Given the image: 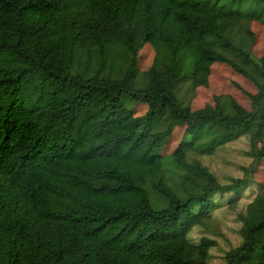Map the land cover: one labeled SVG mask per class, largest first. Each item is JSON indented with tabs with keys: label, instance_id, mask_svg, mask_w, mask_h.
<instances>
[{
	"label": "trees",
	"instance_id": "obj_1",
	"mask_svg": "<svg viewBox=\"0 0 264 264\" xmlns=\"http://www.w3.org/2000/svg\"><path fill=\"white\" fill-rule=\"evenodd\" d=\"M229 2L0 0V264H264V211L246 209L264 197V52L228 36L255 46L264 0ZM113 44L123 78L72 74L78 48L103 69ZM148 44L172 62L137 90ZM215 65L249 107L187 102Z\"/></svg>",
	"mask_w": 264,
	"mask_h": 264
},
{
	"label": "rangeland",
	"instance_id": "obj_2",
	"mask_svg": "<svg viewBox=\"0 0 264 264\" xmlns=\"http://www.w3.org/2000/svg\"><path fill=\"white\" fill-rule=\"evenodd\" d=\"M221 3H226L235 7L230 0H212ZM253 31L256 33L258 41L255 46L251 45V40L245 33V29H240L228 36L235 40L238 44L243 45L246 49L252 50L254 55L260 56L264 52V28L260 25H253ZM242 39V41H241ZM243 42V43H242ZM107 60L105 67L101 69L100 49L94 47L88 55L83 48H78L75 57V64L72 69V74H83L86 78H92L99 73L103 79L119 80L123 78L125 72L130 65L129 53L119 45H108L106 47ZM172 62V55L165 44L153 47L150 44L140 52L139 64L137 69V77L134 80V88L137 90L148 89L149 81L145 77V73L150 68H162ZM178 65L181 74L184 75L194 70V58L188 51L182 52L178 57ZM239 83L241 86L249 88L241 78L235 76L227 67L222 65L214 66V74L209 85L205 89H201L198 95L193 100L187 102L193 107H201L207 104L214 95L224 94L232 95L241 100L242 105L249 107V102L233 87V83ZM250 89V88H249ZM244 99V100H243ZM264 109V105H263ZM222 144L217 142L214 146ZM264 174V172H262ZM157 179V178H155ZM246 209L251 218H254L259 211H264V197L261 194L249 196Z\"/></svg>",
	"mask_w": 264,
	"mask_h": 264
}]
</instances>
